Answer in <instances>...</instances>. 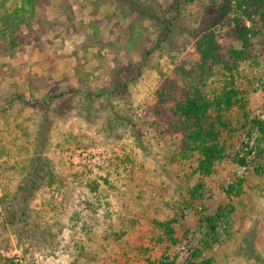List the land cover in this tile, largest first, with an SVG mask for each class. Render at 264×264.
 Segmentation results:
<instances>
[{
  "label": "rangeland",
  "instance_id": "obj_1",
  "mask_svg": "<svg viewBox=\"0 0 264 264\" xmlns=\"http://www.w3.org/2000/svg\"><path fill=\"white\" fill-rule=\"evenodd\" d=\"M18 1L4 0L0 10ZM137 1L153 9V23L128 11V6L118 11L116 0H35L33 18L28 26L21 25L14 50H8L7 40L0 39V264H138L135 247L149 241L148 219L157 200L174 198L176 203L195 185L192 180L190 186L186 184L187 161L177 167L169 163L177 158V140L156 132L159 126L151 105L162 82L161 72L171 76L174 65L195 61L197 36L214 31L223 47H239L227 34L229 23L217 22L228 0H195L185 8L181 17L185 36L171 47L173 63L166 55L149 51L158 33L157 23L171 18L183 0ZM228 8L232 19L234 7ZM131 31L134 42L128 44ZM135 66L141 69L138 73ZM124 68L127 88L108 111L113 119L119 118L108 125L106 110L99 105L104 98L95 94L100 89L112 90L117 71ZM250 70L256 71L247 65L239 78L242 85L244 77L251 76ZM62 89L71 91L67 99L48 97ZM84 93L93 96L91 108L83 106ZM250 103L251 116L264 119L262 94L251 97ZM86 109L92 121L83 119ZM126 114L129 127L123 126L121 118ZM40 122L48 137L44 156L56 178L41 179L28 210L24 209L28 225L20 218L10 224L1 197L26 179L22 167L29 163ZM257 132V128L238 132L228 162L207 180L208 188L195 192L194 209L178 208L185 234L180 233V241L166 250L168 264H184L190 258L205 234L206 225L200 224L203 213H214L229 200L235 208L233 236L227 240L217 224L218 242L203 255L213 257L216 264H257L248 256L249 245L264 255V176H254L250 168L233 159L251 161ZM241 175H247L244 192L240 197L227 196L223 189ZM14 203L23 210L24 202ZM118 217L127 225L120 240L107 232L108 227L117 231ZM243 237L248 242L239 249ZM155 251H149L152 259Z\"/></svg>",
  "mask_w": 264,
  "mask_h": 264
},
{
  "label": "trees",
  "instance_id": "obj_2",
  "mask_svg": "<svg viewBox=\"0 0 264 264\" xmlns=\"http://www.w3.org/2000/svg\"><path fill=\"white\" fill-rule=\"evenodd\" d=\"M116 1L118 11L122 12L124 6H128V11H136L140 18L147 19L151 23L155 21L156 15L153 9L143 6L142 2ZM193 2L195 0L179 1L174 7V15L165 22L157 23L158 33L149 52H160L173 63L175 55L171 54V47L174 44L178 46L182 36H185L181 17L185 8ZM227 2L217 22L229 23L227 34L240 43L239 47L233 45L223 47L220 35L214 31H207L195 38V61L188 63L184 60L180 65H174L171 76L166 71L160 74L162 82L155 92V102L151 105V113L159 126L156 132L164 136H172L177 140V158L170 160L169 163L177 167V164L187 161L190 172L186 175V184L190 186L189 183L192 180L195 185L190 187L186 197L176 203L174 198L167 201L160 196L157 200V208L148 219L151 224L149 241L146 245L140 243L135 247L138 253V264H168L169 257L165 255L166 250L180 241V233L185 234V230L181 229L182 223L178 220V217L182 215V213L179 215L178 208L181 211L185 206L194 209V202L197 200L195 192L200 188H208L207 180L218 172L223 163L228 162L229 150L238 132H250L255 128L258 130L253 142L254 155L251 161L246 162L241 157L236 160L233 158L234 162L241 166L245 165L246 170L250 168L254 176H264V119L252 117L250 105L251 97L262 94L264 100V70L262 69L264 68V62H262L264 60V0H235L234 5L231 0ZM230 5L234 7L232 15L235 17L232 19L228 13ZM0 6H4V0H1ZM34 8L35 0H19L13 7L0 10V39L7 40L8 50H14L19 44L18 31L21 25H29L34 15ZM243 14L247 16V19L243 17ZM244 20H247L249 25L240 24ZM130 34L128 44L134 42V33L131 31ZM140 60L144 58L141 57ZM141 61L135 64L138 66ZM247 65L255 68L256 71L250 70L251 76L244 77L247 85H242L239 78L243 77V71ZM137 66L135 69L138 73L141 69ZM125 69L117 71L118 78L112 82V90L100 89L95 94L104 98V100L100 99L102 104L99 105L106 110L108 125L119 118L113 119L108 111L113 107L115 102L113 100H117L119 93L127 88L129 81L127 73L124 72ZM70 93L71 91L62 89L57 93H51L48 97L67 99ZM20 96L23 97L21 94ZM84 98L86 99L84 108L87 106L91 108L93 96L84 93ZM86 102H88L87 105ZM112 110L117 116L116 109ZM85 112L86 114H82L83 119L91 120V111L86 109ZM121 118L124 122L123 126L129 127L128 121L131 120L127 114ZM37 128L29 163L22 167V170L26 172V179L18 184L10 195L3 193L1 197V203L6 204L3 205L6 212L5 218L10 224L20 218L24 226H27L29 223L28 202L34 196L41 179L46 176L48 178L46 181L50 182L56 178V171L44 156L48 137L44 134L42 122L37 125ZM130 128L133 130V127ZM250 152L251 150L247 151V154ZM179 174L176 173V176ZM246 177L247 175L237 177L234 184L229 185L226 190L223 189V192L227 196L234 194L240 197L244 192ZM103 181L108 183L106 177H103ZM197 197L201 199L202 195ZM20 201L25 203L23 210L15 206L14 202L17 204ZM233 203L229 200L219 204L214 213H203L200 224L206 225L204 237L198 247L192 250L190 258L184 264H216L213 257V259L208 258L203 255V252L205 249L212 250L213 245L218 242L220 233L215 230L217 224L221 225L227 240L233 236L231 231L235 211ZM169 210H173V215H168ZM117 220L115 224L117 231H112L108 227L107 232L114 239L120 240L126 233L127 225L122 217H118ZM246 242L248 240L243 237L239 249ZM249 246L246 250L249 252L250 259L254 260V263L264 264V255L256 253L253 245ZM153 249H156L155 259H152L149 253Z\"/></svg>",
  "mask_w": 264,
  "mask_h": 264
}]
</instances>
